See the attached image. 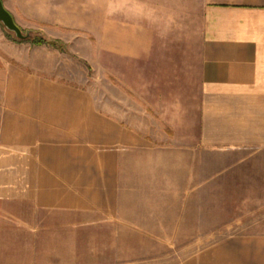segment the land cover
<instances>
[{
	"label": "crops",
	"instance_id": "0c3cea01",
	"mask_svg": "<svg viewBox=\"0 0 264 264\" xmlns=\"http://www.w3.org/2000/svg\"><path fill=\"white\" fill-rule=\"evenodd\" d=\"M105 28L102 49L138 66L136 112L47 70L0 63V211L29 205L69 219L102 212L127 219L167 204L174 228L190 231H160L153 213L137 216L153 231L135 234L207 235L208 157L216 154L217 234L227 236L216 264H264V228L253 221L254 205H264V0H205L196 67L179 81L144 67L152 59L144 29ZM163 135L167 144L157 143Z\"/></svg>",
	"mask_w": 264,
	"mask_h": 264
},
{
	"label": "rangeland",
	"instance_id": "374dc122",
	"mask_svg": "<svg viewBox=\"0 0 264 264\" xmlns=\"http://www.w3.org/2000/svg\"><path fill=\"white\" fill-rule=\"evenodd\" d=\"M1 1L23 35L29 34V38L17 40L0 24L2 65L25 71L47 70L45 74L51 77L90 88L98 100L107 98L118 105L123 100L133 112L137 105L143 107L136 94L138 66L130 68L125 60L102 49L98 38L105 33L106 25L113 26L115 33L122 24L149 33L152 59L144 67L150 72L155 68L156 73L160 68L162 74H167L165 82L168 73H176L179 81L182 71L196 67L205 0ZM40 40L43 43L38 45ZM144 111L148 125L158 131V124L152 122V110ZM165 140L163 135L157 143L167 144ZM218 158L216 154L208 157L207 235L135 234L153 231V222L138 221L137 211L124 213L127 219H120V213L105 212L69 219L32 210L29 205H6L0 211V264H216L217 244L227 238L217 234L220 213L216 172L222 162ZM254 206L258 210L253 221L257 231H263L264 205ZM160 207L156 212L145 211L141 218L155 213L162 218L160 231H190L174 228V212L167 204ZM138 222L149 229H136L133 224Z\"/></svg>",
	"mask_w": 264,
	"mask_h": 264
},
{
	"label": "water",
	"instance_id": "95a60500",
	"mask_svg": "<svg viewBox=\"0 0 264 264\" xmlns=\"http://www.w3.org/2000/svg\"><path fill=\"white\" fill-rule=\"evenodd\" d=\"M0 24L9 33L13 34L17 40H25L29 38V34L23 35L21 30L16 26L11 15L4 8L2 1L0 0Z\"/></svg>",
	"mask_w": 264,
	"mask_h": 264
},
{
	"label": "trees",
	"instance_id": "16d2710c",
	"mask_svg": "<svg viewBox=\"0 0 264 264\" xmlns=\"http://www.w3.org/2000/svg\"><path fill=\"white\" fill-rule=\"evenodd\" d=\"M43 43V41L42 40H40L37 44L39 45V44H42Z\"/></svg>",
	"mask_w": 264,
	"mask_h": 264
}]
</instances>
